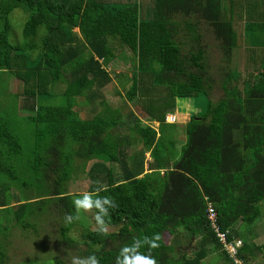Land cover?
<instances>
[{
    "label": "trees",
    "instance_id": "16d2710c",
    "mask_svg": "<svg viewBox=\"0 0 264 264\" xmlns=\"http://www.w3.org/2000/svg\"><path fill=\"white\" fill-rule=\"evenodd\" d=\"M260 1L261 8L244 12L248 0H152L150 11L143 0H0V96L8 93L3 75L22 88L17 106L0 113V264L11 228L37 235L49 214L60 222V240L77 247L78 264L91 257L121 264L124 249L155 264H201L213 250L234 264L206 217L207 202L227 241H241L242 264H264V242L253 235L264 200ZM14 10L26 15L21 46L9 40ZM211 48L227 69L211 72ZM236 50L241 63L229 66ZM126 58L130 75L113 77L107 66ZM116 78L124 99L114 107L104 89ZM199 94L209 97L206 108L191 114L186 142L175 149L162 127L166 114L177 99ZM132 103L159 129L143 124ZM146 150L153 162L144 173ZM77 172L91 181L80 198L101 200V209H89L99 217L92 229L67 190ZM66 215L80 219L66 223ZM78 224L76 240L69 232ZM192 237L197 246L187 255L182 240ZM54 261L65 264L43 260Z\"/></svg>",
    "mask_w": 264,
    "mask_h": 264
},
{
    "label": "rangeland",
    "instance_id": "374dc122",
    "mask_svg": "<svg viewBox=\"0 0 264 264\" xmlns=\"http://www.w3.org/2000/svg\"><path fill=\"white\" fill-rule=\"evenodd\" d=\"M146 6L147 11H150V6H152V0H143ZM148 13V12H147ZM150 16V13L148 14ZM25 13L21 10H14L11 14L10 18V29H9V40L12 44L21 46L24 44V37L22 33L23 24L25 20ZM77 31V29H75ZM120 46L117 48V53L119 51ZM123 48H125L123 46ZM210 52L208 53V62L211 66V72L215 73V71L219 67H223L227 69L228 65L225 66L224 62L221 59V55H218V51L215 48L208 49ZM29 52V51H28ZM39 51H34V56ZM126 57L130 56L129 50H126L124 54ZM127 59V58H126ZM232 63L229 64H239L241 63L239 50H236L234 56L232 58ZM132 61L130 59L127 60H115L112 61L108 66V70L112 74L114 73H128L130 75L129 68L132 66ZM217 67V68H216ZM218 71V70H217ZM214 75V74H213ZM7 76V95L0 96V101L3 104L0 107V113L4 114L7 110H10V105H14L19 103L20 93L22 91L21 82L17 80L15 77L11 75H3ZM219 77V76H218ZM220 78V77H219ZM118 78L113 80L112 83L106 86L104 89L105 99L109 104L116 106L123 105V95L124 90L121 87V84L118 83ZM218 87V86H217ZM216 87V88H217ZM64 84H60L58 86V92L63 90ZM119 91V92H118ZM18 95V96H17ZM221 95V90L217 89V94L214 95L213 99H217ZM208 96H204L203 94H199L195 98H186V99H177L175 111L173 114L176 115V121L172 123L173 128H169V124H166V131L172 133L174 136V148L180 150L181 146L186 142V134H185V124L189 120L192 113H201L207 104ZM134 103L131 104L135 114L141 117V119L145 120L148 117L144 116L140 113L139 108L135 107ZM188 107L190 110H188ZM137 108V109H136ZM79 110L83 113L86 111L79 107ZM82 113V115H83ZM86 116V113H85ZM146 117V118H145ZM89 177L83 172H77L76 177H73L67 184L68 193L74 196V199L80 198V195H83L88 192V188L90 186ZM13 200L12 203H14ZM260 208V217L257 222H255L253 226L254 234L257 236V243L264 242V200L259 203ZM82 222L89 223V227L92 229L94 224V220L96 217V212L93 210H80ZM54 214H49V220L45 221V225L43 224V232L40 229L39 234H35L34 231L31 230H22L20 228L12 227L9 231L8 237L6 239V252L8 258L5 264H52L45 263L43 260L48 257H54L62 260L65 264H74V259H76V264H78V254L77 247H69L66 246L65 242L61 241L59 238V220L56 218ZM45 227V228H44ZM83 228L81 225H76L72 230H70L69 235L76 240L80 239V233ZM169 238V237H168ZM167 239V238H166ZM260 259H257V263H259ZM53 264H58L57 261H54ZM203 264V263H201Z\"/></svg>",
    "mask_w": 264,
    "mask_h": 264
},
{
    "label": "crops",
    "instance_id": "0c3cea01",
    "mask_svg": "<svg viewBox=\"0 0 264 264\" xmlns=\"http://www.w3.org/2000/svg\"><path fill=\"white\" fill-rule=\"evenodd\" d=\"M248 1L250 2L251 6L248 3L243 4V7L242 8L240 7V9L242 11L247 12V11H252L255 8H261L260 7V2H261L260 0H248ZM244 2H245V0H244ZM242 15H245V13H243ZM188 110H190L189 107H188ZM168 114H166V115H168ZM173 115H175V114H173ZM141 122L145 125L147 124L151 127H154L155 129H159V122H157V121H150L148 119H145V120L141 119ZM164 122H165V124H172L166 120ZM169 135L171 136V139L175 140L172 133H169ZM136 147H140V146H134L133 148L129 149V151L127 149V152L129 154L133 153L135 151ZM141 150L142 149H139L137 151L140 152ZM143 157H144V163H143L144 173L150 172L151 169L149 167H150L151 163L153 162L151 154H150V150L144 151ZM160 171L164 172L163 170H160ZM140 176H142V175H140ZM253 235H254V241L257 243V241H256L257 236L254 233H253ZM167 237H169V238H167L168 240H170L172 238L171 235H168ZM197 241H198V238H194V237H192L190 240H184V239L182 240L183 244L181 245V247L184 248V251L187 253V255H191L192 252L195 250V248L197 246ZM258 244H260V243H258ZM201 263H203V264H228V262L226 261V258L224 256H222V254H220L219 252L213 251V250L207 254V256L202 260Z\"/></svg>",
    "mask_w": 264,
    "mask_h": 264
},
{
    "label": "clouds",
    "instance_id": "9594fccd",
    "mask_svg": "<svg viewBox=\"0 0 264 264\" xmlns=\"http://www.w3.org/2000/svg\"><path fill=\"white\" fill-rule=\"evenodd\" d=\"M169 114H173V113H169ZM103 203L107 204L110 203L109 199H104ZM75 206L80 209V210H89L92 208H97V209H101V200L100 199H93L91 196L89 195H84L83 198H77L74 201ZM65 222L66 223H72L74 222V220H79L80 217L76 216V217H71L66 215L65 216ZM96 220L99 221V217H96ZM160 240V236L157 235L155 237V241H159ZM155 241L152 242L153 246H158ZM131 250L129 249H124V258L121 261V264H155L154 259L149 258L145 255H137V254H132L131 256L128 255V253ZM90 260V264H96V260L94 257L89 258ZM74 264H76V259H74Z\"/></svg>",
    "mask_w": 264,
    "mask_h": 264
},
{
    "label": "built area",
    "instance_id": "2783aa9c",
    "mask_svg": "<svg viewBox=\"0 0 264 264\" xmlns=\"http://www.w3.org/2000/svg\"><path fill=\"white\" fill-rule=\"evenodd\" d=\"M165 120L170 123H173L176 121V116L173 114H168L166 115ZM206 217L210 223V226L214 230L219 243L227 252L228 258H230L234 264H242L241 260L237 256V249L240 247L241 241L237 240L234 243L227 241V234L222 232L217 226V213L210 202H207Z\"/></svg>",
    "mask_w": 264,
    "mask_h": 264
}]
</instances>
